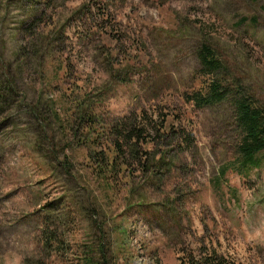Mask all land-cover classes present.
Masks as SVG:
<instances>
[{"label":"rangeland","instance_id":"obj_1","mask_svg":"<svg viewBox=\"0 0 264 264\" xmlns=\"http://www.w3.org/2000/svg\"><path fill=\"white\" fill-rule=\"evenodd\" d=\"M203 42L264 103V0H0V264H180L204 247L264 264V154L242 164L230 101L184 99ZM134 113L195 144L168 135L150 171L128 150L105 173L93 159Z\"/></svg>","mask_w":264,"mask_h":264},{"label":"trees","instance_id":"obj_2","mask_svg":"<svg viewBox=\"0 0 264 264\" xmlns=\"http://www.w3.org/2000/svg\"><path fill=\"white\" fill-rule=\"evenodd\" d=\"M198 57L202 64L198 72L199 82L192 90L184 92V99L197 108L215 105L223 101L232 103L239 129L236 146L238 157L244 166L250 165L251 167L256 163L254 160L256 155L264 154V103L255 94L245 91L243 85L233 76L230 78L223 74L224 61L218 56L213 46L203 42L198 48ZM8 84V91L10 93L15 92L13 90L14 82L8 81ZM83 106L80 112L83 119L81 126L90 133L95 130L100 119L90 109L89 104ZM161 122L156 120L151 123L145 117L140 118L137 113L115 120L109 128V133L113 136L112 147L102 158L95 155L93 161L97 165L103 164L105 173L120 172L122 168L125 170L129 166L126 154L130 150L133 158L139 164H144L143 170L150 171L146 160L154 151L153 145L164 143L168 135L176 136V148L189 149L195 144V136L193 132H188L187 128L180 127L176 130L174 123L168 122L167 118ZM150 144H153L151 148L148 147ZM170 151H167L166 155ZM101 174L103 173L99 172V176H97L100 180L102 179ZM180 250L184 252L183 249ZM180 264L237 263L220 254L216 249L210 251L204 247L199 254L190 253L188 258L185 256Z\"/></svg>","mask_w":264,"mask_h":264}]
</instances>
